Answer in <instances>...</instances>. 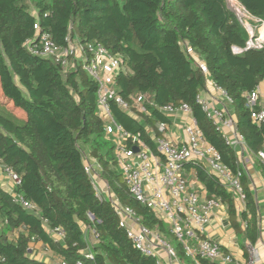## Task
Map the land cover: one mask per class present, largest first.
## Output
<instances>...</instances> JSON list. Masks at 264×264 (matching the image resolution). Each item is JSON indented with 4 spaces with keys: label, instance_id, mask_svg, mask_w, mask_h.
I'll return each instance as SVG.
<instances>
[{
    "label": "trees",
    "instance_id": "16d2710c",
    "mask_svg": "<svg viewBox=\"0 0 264 264\" xmlns=\"http://www.w3.org/2000/svg\"><path fill=\"white\" fill-rule=\"evenodd\" d=\"M237 1L264 23V0ZM43 31L58 45L65 44L69 33L80 44L97 42L110 54L121 55L125 70L115 77V88L123 99L130 102L131 95L141 92L160 106L188 104L203 136L233 172L239 168L235 151L195 98L208 80L222 89L232 101L237 130L257 154L264 145V124L251 121L245 94L264 80V43L248 47L249 31L226 0H0V164L19 176L14 191L38 207L36 214L23 208L0 187V264H48L28 256L30 244L38 241L64 264H156L133 247L110 201L96 196L84 168L85 155L96 158L100 178L115 197L133 209L143 226L165 232L162 221L126 187L113 142L105 137L97 114V81L79 60L64 69L51 57L33 54L26 42L34 43ZM6 103L24 117L8 111ZM147 107L152 117L142 118L148 124L167 120ZM110 109L125 130L141 132L153 146L140 122L114 101ZM259 167L264 177V163ZM199 178L226 204L237 229L234 195L214 175L199 170ZM240 182L245 211L254 215L244 175ZM82 226L93 230L97 239L92 258L82 253L87 247ZM56 227L64 231L61 240L47 231ZM255 227L249 221L251 242ZM176 249L184 255L180 243Z\"/></svg>",
    "mask_w": 264,
    "mask_h": 264
},
{
    "label": "built area",
    "instance_id": "2783aa9c",
    "mask_svg": "<svg viewBox=\"0 0 264 264\" xmlns=\"http://www.w3.org/2000/svg\"><path fill=\"white\" fill-rule=\"evenodd\" d=\"M34 28L38 29L37 24ZM64 42V45H58L54 42L51 33L43 31L36 35L34 43L27 41L26 45L33 54L51 57L64 69L73 66L74 60L81 61L83 69L97 81V114L104 122L105 137L113 142L115 160L129 193L140 203L147 205L155 215L158 211L164 214L165 221L171 225V234L178 240L184 254L191 258L194 264H204V261L230 264L232 262L230 254H222L218 243L200 236L204 233L210 211L218 206L219 200L201 199L199 193L192 187V181L187 176L185 167L186 165L201 167L206 174L216 176L226 189L243 201L245 197L240 182L243 175L242 169L239 167L236 172H233L223 163L217 149L205 139L198 128L188 104L160 106L153 102L148 93L141 92L131 95L130 102L123 99L115 88V77L120 71L125 70L121 55L110 54L97 42L80 44L69 33L64 37ZM260 46L254 45L253 42L248 44V47ZM188 50L191 52L190 48ZM240 51L234 48V52ZM198 62L201 69L207 73L204 62L201 60ZM216 88L219 95L232 102L222 89ZM245 97L250 107L251 121L257 125L264 124V108L255 109L259 99L258 88L246 93ZM110 101H114L136 121H141L143 115L152 117L148 105L153 106L167 118V120L155 122L154 126L145 125L144 131L153 146L142 138L141 132H129L114 119ZM195 101L205 117L221 133L226 145L233 150H240L239 153L243 154L246 151L245 140L237 130L228 109L214 107L201 92L196 95ZM177 114L185 115L190 120L182 122L180 126L182 135L174 136L171 128L178 125L176 121L169 120ZM134 147H137L136 151ZM257 155L264 163V151H258ZM0 167L13 182V189L10 192L13 199L23 208L35 214L38 213L35 203L14 191V187L20 183L19 176L2 164ZM84 168L91 178L96 196L100 200L107 198L110 201L119 217V226L125 229L135 249L146 256L155 258L157 264H163L161 249L169 258L176 257L173 246L160 231L143 226L133 209L122 204L109 187L102 190L98 181L101 167L96 158L85 155ZM103 191L106 194H103ZM48 230L55 239L64 238L62 228H48ZM85 256L92 258L93 254L88 252Z\"/></svg>",
    "mask_w": 264,
    "mask_h": 264
},
{
    "label": "crops",
    "instance_id": "0c3cea01",
    "mask_svg": "<svg viewBox=\"0 0 264 264\" xmlns=\"http://www.w3.org/2000/svg\"><path fill=\"white\" fill-rule=\"evenodd\" d=\"M257 88L259 91V99L257 105H259L260 108H264V80H262L259 83ZM201 93L203 97L211 101L214 107L227 108L230 116L233 118V120H235L234 108L232 102L227 101L224 97L219 95L220 93L218 92L216 86H214L212 81L210 80L207 81L206 89ZM21 114H19L18 116L23 118L24 113ZM189 120L190 118L181 114H177L175 117H171L169 121L170 122L176 121V124L178 125L177 127L172 126L171 128L172 134L174 136L182 135V129L180 126L182 125V122L184 123ZM138 122H140V124H142L143 127H145V125L148 124L147 122H145L143 118L141 121ZM261 150L264 151V145ZM234 151L236 154L238 166L242 169L243 175L246 178V186L252 194L253 204L255 205L254 215L251 214L249 210L245 211L246 209H248L245 199L242 201L238 199L236 196H233L235 201V211H236L235 221L239 225L237 229L234 228V226L231 223L230 215L228 213L226 204L220 199V197L211 195L208 192V190L205 188L204 184L201 182L199 178V170H202V168L193 165H186L185 167L186 174L191 179L192 187L199 193L200 198L201 199L216 198L219 200L218 206H215L210 211L208 222L204 226V233L201 234L200 236L209 238L215 241L216 243H218L222 254L224 255L230 254L232 257V262L230 264H264V177L262 176L259 167L260 163L262 162L256 153L248 149L247 145H246V151L243 154L239 153L240 150L239 151L234 150ZM98 181L102 190L103 189L106 190L108 188V185L100 177ZM0 187H2L5 191L9 193L13 189V182L6 175V173L2 171L1 167H0ZM226 190L232 193L228 189ZM104 193L105 192L103 191V194ZM156 214H157L156 216L165 225L167 222L165 221L164 214L159 211L156 212ZM251 220L255 223L256 226L255 240L253 242L250 241L246 230L249 225V221ZM82 230L84 232V236L87 242V247L82 251V253L84 254L88 252L92 253V248L97 243L96 236L93 230H91L86 226H82ZM47 231L49 232L48 229ZM161 234L166 239L165 232L164 233L161 232ZM173 249L176 252L175 258H169L167 256V253H165L163 249L160 250V254L163 258V264H194L192 259L184 254L183 248H182L184 254L183 256L179 253V251L175 247H173ZM28 256L30 258H34L48 264H62V259L59 256H57L51 249L44 246L40 241L30 244L28 249Z\"/></svg>",
    "mask_w": 264,
    "mask_h": 264
},
{
    "label": "rangeland",
    "instance_id": "374dc122",
    "mask_svg": "<svg viewBox=\"0 0 264 264\" xmlns=\"http://www.w3.org/2000/svg\"><path fill=\"white\" fill-rule=\"evenodd\" d=\"M227 1V5L234 11H236V7L234 2L240 6L242 12H243V16H241V21L243 22L244 26L248 29V31H251L253 33H257L256 37L253 39V43L254 45L260 46L264 43V38L260 37V30L264 29V25L262 22H260L258 19H255L253 17H251L245 10L244 8L241 6V4L237 1V0H226ZM35 11L33 10V13ZM263 28V29H262ZM0 98H1V94H0ZM4 107L8 110L13 112L16 115L21 114L22 112H19V110L17 109H13L11 108V104L6 103L4 104ZM4 111L3 106L0 105V112ZM22 115V114H21ZM165 227V234H166V239L173 245V247L177 248L178 247V240L175 239V237L171 234L170 232V227L171 225L169 223H166L164 225ZM87 234V232H86Z\"/></svg>",
    "mask_w": 264,
    "mask_h": 264
},
{
    "label": "bare ground",
    "instance_id": "6f19581e",
    "mask_svg": "<svg viewBox=\"0 0 264 264\" xmlns=\"http://www.w3.org/2000/svg\"><path fill=\"white\" fill-rule=\"evenodd\" d=\"M234 4H235L236 11H237V13L239 14V16H240V17L243 16V12H242L240 6H238L235 2H234ZM263 27H264V26H263ZM262 29H263V28H262ZM260 37L264 38V29H263V30H260Z\"/></svg>",
    "mask_w": 264,
    "mask_h": 264
},
{
    "label": "water",
    "instance_id": "95a60500",
    "mask_svg": "<svg viewBox=\"0 0 264 264\" xmlns=\"http://www.w3.org/2000/svg\"><path fill=\"white\" fill-rule=\"evenodd\" d=\"M235 12H236L238 18H239L240 21H241V18H240V16H239V14L237 13V11H235ZM263 25H264V23H263ZM249 34H250V38H249L247 44H251V43L253 42V39H254V33L251 32V31H249ZM134 149H135V151H136V150H137V147H134Z\"/></svg>",
    "mask_w": 264,
    "mask_h": 264
}]
</instances>
